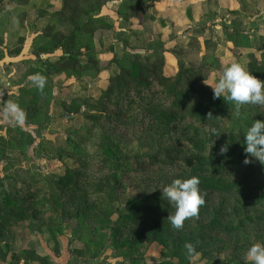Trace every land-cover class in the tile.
I'll list each match as a JSON object with an SVG mask.
<instances>
[{
    "label": "rangeland",
    "instance_id": "1",
    "mask_svg": "<svg viewBox=\"0 0 264 264\" xmlns=\"http://www.w3.org/2000/svg\"><path fill=\"white\" fill-rule=\"evenodd\" d=\"M9 2L0 10V199L9 193L40 199L42 209L37 218L5 227L0 246L9 260L16 263L18 259V264H132L134 257L147 264L159 262L164 258L161 242L133 243L127 233L119 237L102 222L103 213L93 207L92 213L89 202L97 194L93 198L92 194L71 197L58 192L54 182L67 169L79 175L103 177L98 170L102 131L130 158L157 152L162 145L180 146L171 157L180 168L139 172V186L134 180L136 174H127L125 178L130 183L122 194L141 197L143 185L151 194L178 176L198 177L183 167V160L209 156L212 145L220 154L221 146L229 143L227 136L237 118L252 116L264 120V107L243 105L238 117L232 108L215 128L222 134L219 139L207 131L211 126L202 125L186 113L193 103L187 99L184 115L173 121L169 135L159 137L153 127L159 112L180 110L170 99H156L152 105H139L134 110L120 100L124 93L105 96L112 72H128L135 55L145 56L148 48L163 53L169 71H177L179 62L195 68L194 78L205 85L213 84L223 66L231 62H239L254 76H263L264 0L108 1L101 8L96 6L94 19L89 20L90 32L75 27L72 40L80 66L67 70L59 65L64 51L53 49L57 37L52 38L51 32L69 33L73 28L66 17L56 13L61 1L31 0L25 7ZM86 22L88 17L77 19L82 29ZM225 26L231 29L226 31ZM236 30L238 34L234 33ZM255 59L258 68L252 72L249 64ZM37 73L46 78L43 91L37 90L30 80ZM76 97L85 99V105L79 112L71 113L68 106ZM119 100L124 102L122 110L127 111L123 119L99 121L104 106ZM8 101L18 103L25 111L22 125L4 117L2 108ZM246 168L243 166L234 178L253 172ZM241 182L199 184L205 203L194 218L200 222L193 221L190 228L194 229L187 226L186 235L172 244L179 246L177 250L182 254L187 253L185 242L195 245L200 227L221 214L227 219L221 226V238L227 242L196 245L198 250L189 256L188 264H232L227 245L238 240L237 235L241 241L254 239L252 231L264 226V216L258 218V214H264V202H253L264 188V174ZM246 184L249 188L241 191ZM103 196L108 199L106 194ZM116 217L113 215L112 219L115 221ZM239 228L248 235L238 234ZM175 260L179 261V257Z\"/></svg>",
    "mask_w": 264,
    "mask_h": 264
},
{
    "label": "trees",
    "instance_id": "2",
    "mask_svg": "<svg viewBox=\"0 0 264 264\" xmlns=\"http://www.w3.org/2000/svg\"><path fill=\"white\" fill-rule=\"evenodd\" d=\"M8 0H0V10ZM8 4H14L16 6L25 7L31 0H9ZM61 5L56 10V13L66 17V21L72 25V30L69 33L62 31H54L53 33L54 46L53 49H63L64 54L60 59L59 65L62 69H75L80 66L77 50L73 44V37L75 34V27L78 31L84 29L90 32L89 20L94 19L93 13L96 12V6L100 7L111 0H60ZM92 4V5H91ZM55 13V14H56ZM82 16L88 17V22L84 24V28L77 23V19ZM225 30L228 31L231 27ZM52 29V28H51ZM234 31V30H232ZM239 33V30L234 32ZM71 39V40H70ZM210 44V41H207ZM258 64L255 59L250 62V70L253 72V68ZM179 69L177 71H169L165 67V58L163 53L157 48L147 49V54L142 56L141 54L135 55V59L131 61V68L126 73L112 72L110 76L109 88L105 91V96L112 97L118 96L120 93H124L120 100H124L127 103L128 108L136 109L137 106H150L156 99L171 100L173 106H178L180 110L170 109L168 111H160L157 116V122L154 124V130L158 133L159 137L169 135L171 132V125L178 117L184 115L186 111L183 109L185 100H193L192 107L189 108L190 113L194 118L202 123L204 126H211L217 128L228 116L230 109H234V103L232 101L224 100L223 97L213 99V92L208 85L196 80L193 76L195 68L185 66L184 62L178 63ZM256 69L258 67H255ZM260 80H264L263 76H256ZM112 99H110L111 101ZM118 101L114 105H105L101 113L98 115V120L102 121L107 119L109 121H120L127 114L126 110H122L120 107L124 103ZM85 99L76 97L73 99L70 106H68L71 113H77L82 106L85 105ZM242 108V106H241ZM240 108V109H241ZM185 113V114H186ZM242 110H240L241 115ZM253 119H261L258 117L247 116L242 120L237 118L232 122V127L229 130L228 139V151L224 154H216L214 151L215 146L212 145V152L209 156H203L200 159H186L183 160V167L190 169V172L196 173L200 185L204 184H224L232 185L239 184L241 181H248L249 177L261 176L264 174V165L258 160L253 159L251 163L244 164L245 153L243 151V135L246 127L252 123ZM263 120V119H261ZM90 129H92L90 127ZM219 139L222 138V134H219ZM100 162L98 170L104 175L100 178L88 177L77 174L74 170L67 169L65 174L60 175L54 182L55 189L61 194H75L87 197L92 194V198L96 195V198L89 202L91 211L99 210L100 214H104L102 222L111 227L115 234L119 237L126 236L131 242L136 243L138 241L154 242L158 241L163 244V259L155 264H188L189 254H182L179 250V246L172 244V241L182 239L186 235L187 226L190 228V224L196 220L200 222L198 218H190L184 221V226L180 230H176L171 227L167 216L169 212H173L174 209L169 205L168 201L162 196L160 191L147 194L145 185L142 187L143 196H125L122 194V189L127 186L128 180L125 178L127 174H136L134 180L137 182V186L140 185V178H136L139 172L151 171L155 168L167 167V169L176 168L177 161L171 157L179 151L180 146H159L157 152H154L145 156H133L130 158L124 150L116 143L106 132L102 131L100 136ZM217 139V140H219ZM161 142V139H158ZM247 167L249 171L253 169V172H248L241 178H234L240 172L242 167ZM179 167V166H178ZM180 168V167H179ZM198 170V171H197ZM253 173V174H252ZM252 174V175H251ZM251 175V176H250ZM140 179V180H139ZM241 182V183H242ZM220 186V185H219ZM250 186L246 184L243 190L248 189ZM260 195L253 199V202H264V188L260 189ZM103 194H106L107 200ZM91 198V199H92ZM90 200V199H89ZM56 201L60 203V198ZM40 199L30 200L19 197L18 195L5 194L0 199V240L3 237V230L5 227H11L12 225L30 221V219L37 218L40 215L41 207L39 205ZM131 202V203H130ZM125 206L126 209L124 208ZM248 208V207H247ZM259 208V207H258ZM94 211V210H93ZM92 211V213H93ZM200 213V212H199ZM102 214V215H103ZM113 215H117L115 221L112 219ZM264 214H258V218L261 219ZM226 216L223 214L217 215L213 218L209 224H205L200 227V232L195 236V245H209L216 240L217 243L227 242V239H222L221 226L226 222ZM264 223V222H263ZM253 228V227H252ZM190 229H194V226ZM128 230V231H126ZM244 228L238 229V234L241 236L248 235V232L243 231ZM252 233L255 238L252 240L241 241L242 237L238 236V240H234L227 245L231 250L232 264H244V259H240L247 247L254 242H260L264 244V226L253 230ZM260 240V241H258ZM191 241H194L193 239ZM203 241V242H202ZM231 241V239H230ZM179 244V242H177ZM243 248V251H239ZM198 249L195 248V252ZM14 259L16 256H12ZM175 257H179V261L175 260ZM20 259V258H19ZM13 260V259H12ZM9 260V255L0 246V264L9 262L10 264H18V259L15 262ZM132 264H147L136 257L132 258Z\"/></svg>",
    "mask_w": 264,
    "mask_h": 264
},
{
    "label": "clouds",
    "instance_id": "3",
    "mask_svg": "<svg viewBox=\"0 0 264 264\" xmlns=\"http://www.w3.org/2000/svg\"><path fill=\"white\" fill-rule=\"evenodd\" d=\"M30 80L37 90L43 91L46 84V78L43 75L34 74L30 76ZM208 85L212 87L213 99L223 97L224 100L234 103L233 114L237 117L243 105L264 107V80L252 75L239 62H231L223 66L215 82ZM2 112L6 119L16 125H22L25 122L26 113L16 102H6ZM207 131L215 137L221 133H217L215 128L207 129ZM243 145V151L246 154L243 160L244 164H249L255 159L264 165V120L253 119L252 123L246 127ZM219 151L220 154L226 153L228 145H222ZM199 184V178L196 176H178L159 188L162 196L174 209L167 216L172 228L180 230L186 219L198 216L201 206L205 203ZM184 248L189 256L195 252V247L191 242H185ZM244 264H264V244L251 243L245 252Z\"/></svg>",
    "mask_w": 264,
    "mask_h": 264
}]
</instances>
